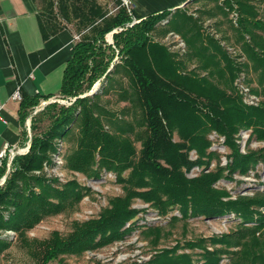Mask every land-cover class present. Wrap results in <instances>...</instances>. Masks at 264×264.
I'll return each instance as SVG.
<instances>
[{"label":"trees","instance_id":"1","mask_svg":"<svg viewBox=\"0 0 264 264\" xmlns=\"http://www.w3.org/2000/svg\"><path fill=\"white\" fill-rule=\"evenodd\" d=\"M117 2L116 13L108 15L97 0H43L39 22L44 37L64 27L59 17L67 21L74 18L79 27L89 28L91 34L76 41L64 68L60 92L77 96L76 102L72 106L50 102L33 116L30 148L14 156L8 177L0 185V254L12 243L10 235L3 233L12 230L38 258L36 264H50L54 260L66 264L61 262L62 254L96 249L133 231L136 221L132 220L140 213V209L132 207L134 196L151 200L160 208L164 203L169 209H178L185 218L234 214L241 221L238 230L214 236V245L240 244L246 236L264 227V213L260 210L264 207L263 192L232 198L228 190L215 186L229 172L250 174L259 163H264V147H248L243 152L235 138L241 129H250L251 139L264 140V101L261 105L245 103L234 83L238 73L247 68L235 62L217 39L204 32L200 18L184 7L157 11L134 22L133 12L123 0ZM205 2L214 4L212 17L237 13L232 26L264 94V19L259 9L251 0ZM161 24L164 34H179L185 41L187 50L180 55L182 58L153 38L152 33ZM112 31L114 43H109L106 34ZM116 56L117 61L113 62ZM191 61L196 65L188 69ZM199 69L204 73L199 74ZM117 74L126 76L130 84L128 88L121 87V98L129 100L142 115L137 121L140 130L135 134L142 143L137 159L131 138L124 131L115 134L106 127L101 115L108 111L100 103L101 93L80 96L102 76L111 81ZM110 88L105 85L102 93ZM40 101L39 95L22 96L19 113L23 125ZM45 115L49 125L39 131L41 116ZM115 121L110 118L108 125L119 127ZM76 131L77 146L66 155L68 168L94 178H99L104 170L120 175L131 169L135 182L148 188L113 197L111 206L98 217L74 221L73 230L67 235L55 230L46 239L30 241L29 230L48 216L73 209L88 194L78 181H62L48 175L45 169L54 165L57 140L71 137ZM213 131L225 136L231 148L227 164L219 162L213 169L187 177L186 171L194 166L209 167L207 157L215 153L209 151L213 145L209 135ZM174 133L179 140L174 139ZM24 134L27 140L25 129ZM191 150H195L196 159L190 158ZM6 171L4 159L0 177ZM171 252L164 251L163 256ZM206 252L201 264H217L226 249ZM183 257L191 264L186 253Z\"/></svg>","mask_w":264,"mask_h":264},{"label":"rangeland","instance_id":"2","mask_svg":"<svg viewBox=\"0 0 264 264\" xmlns=\"http://www.w3.org/2000/svg\"><path fill=\"white\" fill-rule=\"evenodd\" d=\"M35 1L38 7L42 9L43 0ZM97 1L106 10L108 15L116 13L118 9L117 0ZM251 1L257 6L261 17L264 19V0ZM123 4L125 5L124 2ZM182 7L188 13L200 18L204 32L217 39L235 62L241 63L243 66L245 65L244 68L246 67L247 69L240 71L236 78L237 80L239 77H243V79L245 78L244 82L239 80L240 82L235 81L234 83L245 103L247 102L244 100V94L240 89L241 84L248 86L251 92L259 98L257 103L247 104L261 105L264 101V94L259 85L258 77L251 71V62L240 46L232 26V20H235L234 18L237 17V13L232 11L228 16L219 13L216 17H212L210 14L215 9L214 4H207L205 0H192ZM135 19L137 20L134 17ZM59 23L64 25V27H69L76 33V41L91 34L89 28L79 27L74 18L67 21L59 17ZM162 23L165 22L163 21ZM163 27V24L158 26V29L152 33L153 38L169 46L170 50L176 51L179 57H181L180 55H183L187 50L185 41H183L179 34H164ZM106 40L109 43H114L112 32L106 34ZM115 60L117 61V56L113 62ZM195 65L194 61L188 62V69L194 68ZM198 72L199 74L204 73L202 69H199ZM113 79L115 80L109 81L105 76H102L97 79L91 89L84 91L80 96L92 94L93 92L101 93L99 98L100 103L108 111V113L104 112L101 115L104 123L107 124L106 127L115 134H120L124 131L125 136L131 138L137 149V159L142 143L136 139L135 134L140 130L137 121L142 115L129 100H124L120 96L122 92L121 87L128 88L130 85L127 77L123 74H117ZM105 85L111 88L109 92L103 94V87ZM56 98L55 100H49L44 105H41L40 101L39 104L30 110L29 115L35 113L34 111L37 109L34 115L40 113L50 102L72 106L76 102L77 96L65 95L60 92ZM46 99L48 100L49 98ZM109 113L113 115L111 116ZM34 115H32V118ZM41 117L39 131L45 130L50 122L46 115ZM110 118H115L117 120L115 123H118L119 127L109 126ZM130 123L134 126H131ZM76 133L77 131L71 137L57 140L58 152L53 155L54 165L46 166L45 169L48 175L57 177L62 181H78L79 184L86 187L88 194L84 195L73 209L48 216L29 230L27 238L30 241L33 239H46L55 230L59 231L62 235H67L73 230L74 221H85L98 217L105 208L111 206L110 201L113 197L126 196L129 191H140L148 188L141 187L135 182L131 176V169L125 170L120 175L113 171L104 170L99 178H94L68 168L66 155L71 153L77 146ZM250 134V129H241L235 135L236 141L239 142V147L243 152L248 147L252 149L264 147V140H257L255 137L251 139ZM209 137L213 141V145L209 151L215 152L214 155L212 154L210 157H207L209 167L194 166L191 170L186 171L187 177L193 178L198 176L203 169L207 171V168L213 169L219 162L221 165L227 164L231 148L225 142V136L213 131ZM174 139L179 140L177 133H174ZM189 153L191 159L197 158L195 150H191ZM227 175V177L218 180L215 186L228 190L232 198L239 195H253L256 192L264 193V163H259L250 174H240L236 171L233 173L229 172ZM229 176H232V178ZM131 202L132 207L140 209L139 215L132 220L136 221V228L133 231L127 233L120 240L96 249L87 250L80 254H62L61 262H65L66 264H95L97 262L100 264H188L183 257V254L186 253L191 259V264H201L205 259L206 251L226 249V252L221 254V258L217 264H264V227H260L254 234L246 236L241 240L240 244L233 243L226 245L219 242L214 245L212 241L214 236H221L238 230L240 220L236 219L234 214L216 218H207L204 215L185 218L181 216L178 209H169L164 203H162L163 208H160L158 205L153 204L151 200H147L142 196H134ZM260 210L264 213V207H261ZM130 224L131 222L127 225ZM3 235H10L12 243L9 248L0 254V264H36L38 262V258L31 252L29 247L23 244L14 231H5ZM34 246L32 245V247ZM32 249L34 250L35 247ZM167 250H171L172 252L168 256H163L165 254L164 251ZM59 263V260L50 262V264Z\"/></svg>","mask_w":264,"mask_h":264},{"label":"crops","instance_id":"3","mask_svg":"<svg viewBox=\"0 0 264 264\" xmlns=\"http://www.w3.org/2000/svg\"><path fill=\"white\" fill-rule=\"evenodd\" d=\"M189 0H130L137 19L165 9L184 6ZM35 0H0V103L7 123L0 120V150L6 143H26L20 119V100L11 95L20 87L22 96L41 101L60 93L65 65L76 42V33L63 27L44 37ZM50 98V97H49Z\"/></svg>","mask_w":264,"mask_h":264},{"label":"built area","instance_id":"4","mask_svg":"<svg viewBox=\"0 0 264 264\" xmlns=\"http://www.w3.org/2000/svg\"><path fill=\"white\" fill-rule=\"evenodd\" d=\"M123 2L125 3V5L129 8V10H131V3L130 0H123ZM134 21H138V19L134 20ZM239 80H242L244 82L245 78L243 79V77H239L236 82H238ZM240 82V81H239ZM240 89L242 91V93L244 94V100L247 103H257L258 102V96L254 93L251 92L250 88L244 84L240 85ZM11 98L14 100H21L22 99V93L20 90V87H18L16 90L13 91ZM57 99L56 96L54 97H50L48 100H42L41 101V105L46 104L49 100H55ZM5 107V104L0 103V120L3 123H7L8 120L5 118V116L3 115L2 111ZM38 110V109H37ZM35 110L34 112L36 113ZM35 113L29 115L26 118L25 124H24V129L27 130V136H28V140L26 141V143L24 144V146H18L15 144H10V143H6L3 147V149L0 150V165L2 164L4 159H7V171L5 173V175L0 179V185H3L6 178L8 177V174L10 172L11 169V162L14 158L15 155L17 154H21V153H25L28 148H29V144L32 138V134H31V118L32 115H34Z\"/></svg>","mask_w":264,"mask_h":264},{"label":"water","instance_id":"5","mask_svg":"<svg viewBox=\"0 0 264 264\" xmlns=\"http://www.w3.org/2000/svg\"><path fill=\"white\" fill-rule=\"evenodd\" d=\"M134 22H136V21H134ZM115 31V30H114ZM114 31H112V33L114 32ZM31 140H32V138H31ZM31 143V142H30Z\"/></svg>","mask_w":264,"mask_h":264}]
</instances>
